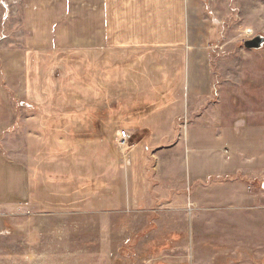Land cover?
Returning <instances> with one entry per match:
<instances>
[{"label": "rangeland", "instance_id": "374dc122", "mask_svg": "<svg viewBox=\"0 0 264 264\" xmlns=\"http://www.w3.org/2000/svg\"><path fill=\"white\" fill-rule=\"evenodd\" d=\"M170 2L153 21L183 13L185 44L82 49L78 23L30 50L29 0H0V150L31 189L1 209L0 264H198L225 245L235 263L217 264H264V46H244L264 37V0ZM190 146L220 209L194 210Z\"/></svg>", "mask_w": 264, "mask_h": 264}, {"label": "crops", "instance_id": "0c3cea01", "mask_svg": "<svg viewBox=\"0 0 264 264\" xmlns=\"http://www.w3.org/2000/svg\"><path fill=\"white\" fill-rule=\"evenodd\" d=\"M143 1V5H140L139 8L137 4L133 3V0H80V3L79 0H29V8L27 12L25 11V14L29 18L28 21H30L28 28L31 31V36L26 37L25 45L30 50L63 47L65 39L63 30L68 26L74 28L78 26V23L80 24V31L74 32V38L80 39V48L82 49L151 50L154 46L162 47L163 45L187 43V26L183 13L181 17L178 14V16L167 21H158L157 18L155 21L157 25H155L152 18L154 15L153 4L162 3L163 0ZM165 1L169 4H171L170 1H173L174 4L179 3V0ZM77 8L80 10V14H76ZM176 8L178 9L180 6H176ZM41 9L49 10L51 13L65 10V18L69 11V22L66 18L65 25L64 21L57 25L55 22L59 19L53 21L50 16L49 21L44 22L43 14L40 13ZM157 10L160 12V8ZM79 17L80 21L78 20ZM127 128L131 133L138 130L135 121H131ZM189 137L191 139V134ZM189 148L186 184L190 189L199 188L194 196L192 193L190 195L195 212H207L202 209L203 206H207L206 208L209 210L220 209L212 208L209 205L208 195L206 194V192H209L210 186H217L212 184V180H207L213 170L210 168L199 169L197 165L206 164L198 160V157L202 155L201 151H195L191 149V146ZM192 153H195V157L192 156ZM205 153H209V151H205ZM190 156L193 158L192 166ZM184 184H181V186H184ZM225 186L235 187L241 185L233 183ZM242 187L244 186L242 185ZM243 189L245 190L243 195L246 197V189ZM30 193V174H28L26 168L7 160L0 150V212L2 207L18 206L29 202ZM192 199L199 201L194 202ZM201 201L205 203L202 206ZM258 216L260 221L258 233L263 236L264 212H259ZM220 256L222 258L220 263H235L233 261V249L225 245V247L215 248V251L209 256L208 262L204 260L198 264H217ZM237 263L250 262L241 260Z\"/></svg>", "mask_w": 264, "mask_h": 264}, {"label": "water", "instance_id": "95a60500", "mask_svg": "<svg viewBox=\"0 0 264 264\" xmlns=\"http://www.w3.org/2000/svg\"><path fill=\"white\" fill-rule=\"evenodd\" d=\"M247 50H260L264 46V37L258 36L249 41H246L244 44Z\"/></svg>", "mask_w": 264, "mask_h": 264}, {"label": "built area", "instance_id": "2783aa9c", "mask_svg": "<svg viewBox=\"0 0 264 264\" xmlns=\"http://www.w3.org/2000/svg\"><path fill=\"white\" fill-rule=\"evenodd\" d=\"M127 137H128L127 133L126 132H123V137H122L123 138L122 139L123 140L122 141L123 143H125L127 141Z\"/></svg>", "mask_w": 264, "mask_h": 264}]
</instances>
